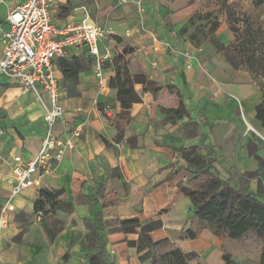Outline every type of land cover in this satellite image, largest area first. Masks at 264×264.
<instances>
[{"label": "crops", "instance_id": "1", "mask_svg": "<svg viewBox=\"0 0 264 264\" xmlns=\"http://www.w3.org/2000/svg\"><path fill=\"white\" fill-rule=\"evenodd\" d=\"M24 1L0 0V58L3 35L8 30L6 17ZM89 1L95 14L91 21L105 30L100 48L114 56L119 48L111 36L125 39L133 49L130 72L144 73L163 89L153 96L143 92L142 86L135 87L140 103L129 109L132 121L122 139L116 141L114 118L120 105L109 87L114 73L103 69V88L99 90L92 59L82 54L83 49L77 51L88 67L79 75L76 97H67L58 71L64 115L57 125L62 138L65 134L61 130L77 128L81 132L76 147L51 174L42 177L40 187L12 196L14 178L9 160L13 155L27 159L38 153L45 134L44 107L33 93H23L0 76V213L7 199L14 207V212L3 213L1 218L5 224L0 228V264H90L80 246L86 235L83 221L89 217V204L78 197L94 194L100 185L105 193L95 208L109 203L102 208L104 220L115 216L137 217L142 224L160 220L161 228L150 234L154 241L168 239L184 254L195 253L203 264H225L224 253L236 264L245 262L247 256L237 259L226 249L236 240L200 228L191 200L180 186L199 192L201 183L195 180L180 150L197 147L204 155L209 153L223 181L255 193L259 181L264 186V165L248 154V145L255 148L253 155L264 159V144L247 126L259 128L255 108L264 100V92L249 72L234 70L214 48L181 35L182 26L203 12L197 2L141 0L137 6L136 0ZM55 2L51 14L60 26L80 19L82 7L86 9L85 0ZM67 4L72 9L66 17H57L58 8ZM218 27L219 36L227 30L225 20ZM180 104L184 113L173 116L170 110ZM259 133L264 136L262 130ZM42 189L61 194L50 212L37 217L34 203ZM58 226L61 229L52 239L50 231ZM189 232L195 235L193 239ZM136 238L133 234L108 235L106 254L122 264L127 256L132 264H141L135 248H128L125 242ZM64 255L67 258L61 262ZM143 264L151 263L147 260Z\"/></svg>", "mask_w": 264, "mask_h": 264}, {"label": "trees", "instance_id": "2", "mask_svg": "<svg viewBox=\"0 0 264 264\" xmlns=\"http://www.w3.org/2000/svg\"><path fill=\"white\" fill-rule=\"evenodd\" d=\"M197 2L203 11L192 16L182 26L181 35L196 44L209 43L216 53L224 55L228 64L234 69H244L250 75H261L264 79V55H257V51L264 54V39L260 28L254 29L249 19L244 14L237 12L230 6L227 0H191ZM72 9L70 4L60 6L57 17L64 18ZM218 10L224 15L225 24L230 34V42L223 45L216 37L218 25L213 11ZM197 22L200 23L197 25ZM189 29H193L189 33ZM118 46V52L114 54L111 64L105 68L113 71L114 75L109 82L110 89L116 92V101L119 102L120 112L115 115L114 127L118 131L116 141L122 139L125 128L132 121L129 109L134 104L140 103V98L135 87L142 86V91L153 96L158 95L163 87L150 81L144 73L134 74L129 70L132 47L125 39L111 36ZM208 45V44H207ZM243 55L242 57L240 56ZM236 57H239L237 60ZM58 71L62 74V87L69 97H76L78 93L79 75L88 67L87 61L77 57L58 59ZM171 92L173 89L168 88ZM171 114L184 113L180 104L176 109L170 110ZM255 121L264 132V100L255 108ZM105 142V140H104ZM255 148L248 145V154L258 160L260 166L264 165V159L253 155ZM181 157L194 171L195 180L200 182L199 192L180 186L184 196L191 200L192 214L198 219L200 228H207L214 236H225L228 240H239L245 236H251L262 243L260 260L258 264H264V202L249 193L242 191L227 181H223L218 172L213 168V160L209 153L203 154L200 148L190 147L180 150ZM256 174H252L255 176ZM259 187L263 186L259 181ZM105 188L100 185L92 195L78 197V201L89 204V217L83 224L86 235L82 238L80 246L88 250V258L91 264H110L105 251L106 237L115 233L125 235H137L135 240L125 241L128 248H135L139 263L150 260L151 264H198L199 258L195 253L184 254L174 243L168 239L154 241L150 234L161 228V221H150L142 224L137 217L120 219L115 216L111 220H104L102 208L109 205L107 202L100 204L98 200L104 197ZM61 192L55 193L42 189L38 192L35 201L34 212L46 214L56 205ZM112 204V203H110ZM61 226L51 229V238H55ZM193 239L195 235L189 232ZM225 264L234 263L227 253L222 256ZM67 255L62 257L66 260Z\"/></svg>", "mask_w": 264, "mask_h": 264}, {"label": "built area", "instance_id": "3", "mask_svg": "<svg viewBox=\"0 0 264 264\" xmlns=\"http://www.w3.org/2000/svg\"><path fill=\"white\" fill-rule=\"evenodd\" d=\"M122 3L126 0H120ZM141 0H136L137 6ZM55 0H26L7 15L8 30L3 35V50L0 58V76L23 93H33L44 107L45 134L38 153L30 158L13 155L9 160L14 178L12 196L28 188L41 186L42 177L51 174L62 159L76 146L81 132L77 129L57 132L64 109L60 103L61 81L58 74V59L77 57V51L92 59V69L97 87L102 89L103 69L111 64L113 55L101 49L99 40L105 30L93 23L84 7L82 17L57 25L51 9ZM81 54V55H82ZM248 129L254 131L251 127ZM255 132V131H254ZM1 134V132H0ZM256 135H261L256 131ZM0 213V228L5 224L3 213L14 212L10 199L3 204ZM37 217L42 212L36 213Z\"/></svg>", "mask_w": 264, "mask_h": 264}, {"label": "rangeland", "instance_id": "4", "mask_svg": "<svg viewBox=\"0 0 264 264\" xmlns=\"http://www.w3.org/2000/svg\"><path fill=\"white\" fill-rule=\"evenodd\" d=\"M85 1H86L85 2L86 11L89 14V16L92 17V15L94 14V6H93L91 1H89V0H85ZM227 2L229 3L230 6L234 7L235 10H237V12H240L241 15L244 14L245 16H247L251 26H253L254 29L260 28L261 33H262V37L264 39V0H227ZM213 12L216 16L217 25L219 26L220 23H224V19H225L224 15L221 12H219L218 10H215ZM199 24L200 23L197 22V25H199ZM218 29H219V27H218ZM218 29L215 33L218 41L220 38V40H222L224 43L228 44L230 42V39H231L228 30H225V32L223 34H220L218 36V34H219ZM192 30L193 29H189V33H192ZM102 39L103 38H100L101 42H102ZM207 44L211 47V45L209 43H207ZM256 54L258 56L264 55L263 52H261V51H257ZM240 56L242 57L243 55L240 54ZM236 58H237V60H239V57H236ZM240 70H244V69H240ZM251 79L254 83H256L258 89L260 91L264 92V79L261 78V75H258V74L251 75ZM67 97H68V95H67ZM251 128L255 132L256 131L258 133L261 132V129H259L257 126L256 127L253 126ZM254 131H252L251 129L249 130V132L252 135L256 136ZM257 137L264 144V136L259 137L257 135ZM245 177L251 178L250 175H246ZM244 187H245V189L251 191L249 186L246 185ZM249 193L255 195L256 197L260 198L264 202V186H261V188H257L255 193H252V192H249ZM261 245L262 244L258 243V241H256L253 237L246 236L245 238H242V239H239L236 241H231V243L226 245V249L228 251L232 252L237 259H240V257L247 256L248 258L245 260V262H241V264H258L259 260H260L259 255H260V252L262 249ZM121 253H123V252L121 251ZM88 255H89L88 250H84L82 256H84L86 259L89 260ZM108 257H109L108 260H109L110 264H122L120 262H116V260H114L113 256L108 255ZM125 259L127 261L123 264H132L131 259L128 256ZM60 260H61V262L63 261L62 257ZM197 262H198V264H203V262L201 261V258H198ZM90 264H91V261H90Z\"/></svg>", "mask_w": 264, "mask_h": 264}]
</instances>
